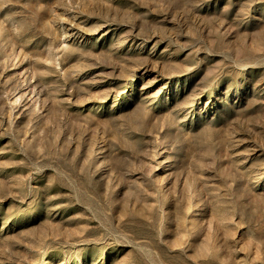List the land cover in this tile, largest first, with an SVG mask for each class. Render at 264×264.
<instances>
[{
	"label": "rangeland",
	"instance_id": "374dc122",
	"mask_svg": "<svg viewBox=\"0 0 264 264\" xmlns=\"http://www.w3.org/2000/svg\"><path fill=\"white\" fill-rule=\"evenodd\" d=\"M0 264H264V0H0Z\"/></svg>",
	"mask_w": 264,
	"mask_h": 264
}]
</instances>
